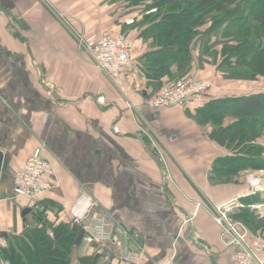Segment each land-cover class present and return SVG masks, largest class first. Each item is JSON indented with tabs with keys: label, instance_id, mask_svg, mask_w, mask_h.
I'll return each mask as SVG.
<instances>
[{
	"label": "crops",
	"instance_id": "1",
	"mask_svg": "<svg viewBox=\"0 0 264 264\" xmlns=\"http://www.w3.org/2000/svg\"><path fill=\"white\" fill-rule=\"evenodd\" d=\"M143 14L109 0H0V232L22 229L28 212L13 197L14 175L41 138L53 169L52 186L42 195L50 223L71 222L72 205L86 193L98 200L101 214L138 234L148 262L234 264L208 208L251 192L241 180L209 181L214 159L228 151L209 138L211 123L199 124L195 116L204 103L237 95L241 80L217 73L220 52L214 61L211 50H196L188 75L220 89L183 109L150 108L145 99L156 93L135 59L130 77L116 84L78 46L80 35L93 45L103 35L127 34L138 59L152 51L140 34L148 23L138 25ZM198 239L208 246L197 247ZM91 247L75 248V257ZM123 248L107 244L116 255L111 264Z\"/></svg>",
	"mask_w": 264,
	"mask_h": 264
},
{
	"label": "trees",
	"instance_id": "2",
	"mask_svg": "<svg viewBox=\"0 0 264 264\" xmlns=\"http://www.w3.org/2000/svg\"><path fill=\"white\" fill-rule=\"evenodd\" d=\"M109 1L138 6L141 14L145 13L143 22L138 25L141 27L140 24L148 22L140 34L151 42L152 51L138 59L134 57L133 61L136 60L139 74L147 85L151 83L154 93L165 83L189 74L195 42L202 37L200 31L208 19L212 24H219L235 15L241 22L238 27L243 26L247 32L242 37L235 33L227 35L223 30V40L219 41L220 47L213 58L216 60L220 52L218 67L231 68L232 65V78L264 79V0H152L149 4L145 0ZM245 9L247 14L242 17L240 12ZM211 31L208 28L201 32ZM172 65H176V72H172ZM197 112L195 119L199 124L212 125L209 138L228 151L214 159L208 177L211 183L233 182L238 168L264 170L263 147L255 143L264 129V92L218 97L204 103ZM166 177L164 171L163 178ZM259 195L238 199L249 205L258 201ZM44 208L45 212L30 209L23 215L22 230L18 234H8L7 244L0 246V260L9 264H71L78 247L72 223H50L46 219L48 208L45 204ZM27 215L34 219H25ZM235 216L247 226L251 235L264 237V217L258 218L243 207ZM91 248L90 254L76 256L75 264H107L106 258Z\"/></svg>",
	"mask_w": 264,
	"mask_h": 264
},
{
	"label": "built area",
	"instance_id": "3",
	"mask_svg": "<svg viewBox=\"0 0 264 264\" xmlns=\"http://www.w3.org/2000/svg\"><path fill=\"white\" fill-rule=\"evenodd\" d=\"M59 15L64 19L62 14ZM78 41L79 48L84 47L88 51L94 67L110 80L120 84L130 77L134 67V45L127 34L103 35L93 45H84L82 35ZM212 87L209 80L187 75L162 85L155 95L145 99L144 104L150 108L183 109L188 104L203 102ZM150 142L152 148L158 150L151 138ZM47 151L46 142L36 138L32 152L14 175L13 197L19 204L29 206L34 212H45L42 195L52 186L50 177L53 169ZM252 185L257 189L261 187L255 182H252ZM257 189L256 192L261 191ZM262 206L264 208V204ZM234 207H243L237 198L208 208L214 222L219 226L221 244L229 249L234 264H264V237L251 235L242 221L233 219L231 211ZM98 208V200L89 194L81 193L70 209L72 224L83 228L82 242L89 245L97 243V254L107 250L108 243H115L120 248L128 243L132 244L134 249H121L117 264H173L172 259L162 263L155 260L148 262L146 249L139 242L138 234L129 232L121 224L101 214ZM49 234L52 235L51 232ZM0 239L4 245L6 239ZM0 264L9 263L0 261Z\"/></svg>",
	"mask_w": 264,
	"mask_h": 264
},
{
	"label": "rangeland",
	"instance_id": "4",
	"mask_svg": "<svg viewBox=\"0 0 264 264\" xmlns=\"http://www.w3.org/2000/svg\"><path fill=\"white\" fill-rule=\"evenodd\" d=\"M145 2L147 4H149L150 2H152V0H145ZM246 14H247L246 9L244 11L240 12V15L242 17L246 16ZM237 18H238V15H235L232 18L228 19L227 21L219 23V24L218 23L212 24V20L208 19L207 22L201 28V31H206L208 28H211L212 31L210 33L200 31V34L202 35V37L200 39H198L197 42H195V45H194L195 51L196 50H202V49H209V50H211V54L214 57V52L215 53L218 52L217 47H218L219 41L223 40V37L221 35V32L223 30H225V32H227V35L230 33H235L238 35L241 34L243 37V35L247 32V30L244 29L243 26L238 27V24L240 25L241 22L238 21ZM205 41H207V44L206 43L204 44ZM214 61H215V59H214ZM230 69H232V65H231V68L230 67L229 68H226V67L221 68L222 73H220V70L218 69L217 73L220 76H222L223 79H226V80H241V89L238 90L240 92L236 91L237 95H242V94H247V93H252V92H257V91L258 92H264V79H262L260 77L257 78L256 80L235 79V78H232V76L230 74V72H231ZM217 73H216V76H217ZM218 80H220V79H216L215 82L218 83L219 82ZM213 88H216L217 90H219L220 89L219 83L216 84V87L213 86ZM223 95L227 96L225 94H223ZM224 96H222V97H224ZM168 109H173V108H168ZM255 143L259 144L261 147H263L262 155L264 158V129L262 131V135L255 141ZM255 175H257V177H260V179H261V182L259 184L261 187L259 189H257L255 186L252 185L251 177H254ZM260 175H262V176H260ZM257 177L252 178V180L257 179ZM235 180H241L244 183H246V185L248 186V189L251 192V194H250V195H252L251 197H254L255 194L262 193L259 195L260 199L258 201H255L252 204H249L250 206L242 203L243 209H247L250 212L254 213L255 215H257V213H264V208L262 206L264 204V170H254V169H251L249 167L248 168H238V171H237L236 175L234 176V182H235ZM256 189L257 190L261 189V191H258V193H256ZM251 205H254V206L260 205L261 207L255 208V207H252ZM240 208L241 207H234L232 209L231 217H233V219H235L234 218V217H236L235 213H237ZM28 210H29V206H25L23 208V212H27ZM25 219L32 221V219H34V217L32 218L31 216H26ZM235 220H237V219H235ZM238 221H240V220H238ZM2 244H3V241H2V239H0V246H3ZM6 244L7 243H5L4 246ZM88 246H89V244H85V243L81 242L80 245H78V252L79 253L87 252ZM0 261L5 262V260H0ZM71 264H75V255L74 254L72 257Z\"/></svg>",
	"mask_w": 264,
	"mask_h": 264
},
{
	"label": "water",
	"instance_id": "5",
	"mask_svg": "<svg viewBox=\"0 0 264 264\" xmlns=\"http://www.w3.org/2000/svg\"><path fill=\"white\" fill-rule=\"evenodd\" d=\"M4 152L0 149V174H1V170H2V166H3V160H4ZM29 211V210H28ZM27 211V212H28ZM258 218H263L264 217V213H257L256 215ZM72 230H74L76 232V239H75V245H80V243L82 242V238H83V228L80 225H72ZM0 237L2 238H7L8 237V233L7 232H0ZM93 248H97L98 244L93 242L90 244ZM195 245L197 247L203 248V247H207L208 245L206 244V242L202 239H198L196 240ZM99 255L103 258H107L108 259V263L111 264L112 260L116 257L115 253H113L110 250H103L101 251V253H99Z\"/></svg>",
	"mask_w": 264,
	"mask_h": 264
}]
</instances>
